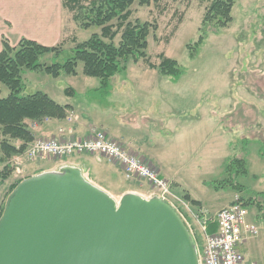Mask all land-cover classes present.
<instances>
[{
  "label": "rangeland",
  "instance_id": "1",
  "mask_svg": "<svg viewBox=\"0 0 264 264\" xmlns=\"http://www.w3.org/2000/svg\"><path fill=\"white\" fill-rule=\"evenodd\" d=\"M211 1L150 0L149 4L141 5L136 0L130 7L131 21L150 24L146 51L150 62L158 64L159 55L163 54L183 67V74L175 82L149 68L142 60H129L125 71L112 78V96L122 90L118 98L113 96L112 99V96L84 93L99 80L82 73V62H78L74 76L54 78L43 70H24L22 73L23 94L42 91L60 104L77 102L84 115L96 121L97 115L99 119L108 115L118 124L124 137L133 135L143 140L144 145L151 146L163 166L168 168L164 167L165 171L161 173L171 182L172 198H177V206L188 214V226L198 248L204 241L202 225L207 228L217 211L241 194L227 187L215 189L211 184L213 179L223 177L227 157L236 155L246 161L248 173L237 178L239 183L254 192L264 191V158L261 155L264 150V0H236L232 9L233 21L217 31L213 26L208 27L205 40L190 58L187 48L198 37L204 9ZM66 14L63 10V16ZM69 22L68 31L55 44L61 45V54L57 57L46 54L40 58L41 63L64 62L71 55L73 38L84 41L92 33L99 32L95 26L85 29L75 21L69 19ZM118 41L119 34L114 39L116 44ZM69 84L75 87L78 95L67 97L63 93ZM0 86L4 97L9 90ZM141 87L151 89L143 94L136 89ZM94 107L101 111L94 112ZM100 112L101 115L96 114ZM26 124L30 129L34 123L26 120ZM3 138L0 134V142ZM6 140L15 146L21 143L17 139ZM31 142L22 153L12 154L4 160L0 147V210L10 194L11 184L33 173L39 162L51 164L54 160L49 157L28 159ZM80 162L90 167L81 155ZM152 162L155 164L153 159ZM83 174L116 200L120 198L114 193L119 184H126L144 197L152 193L146 182L127 181L120 174L117 178L102 171L96 177L87 170ZM185 193L200 204L195 206L184 199ZM247 208L250 215L259 216L255 208ZM260 217L254 220L258 234L247 244L255 259L264 258V215Z\"/></svg>",
  "mask_w": 264,
  "mask_h": 264
},
{
  "label": "water",
  "instance_id": "2",
  "mask_svg": "<svg viewBox=\"0 0 264 264\" xmlns=\"http://www.w3.org/2000/svg\"><path fill=\"white\" fill-rule=\"evenodd\" d=\"M0 264H199L196 242L163 198L118 200L65 165L22 179L0 216Z\"/></svg>",
  "mask_w": 264,
  "mask_h": 264
},
{
  "label": "trees",
  "instance_id": "3",
  "mask_svg": "<svg viewBox=\"0 0 264 264\" xmlns=\"http://www.w3.org/2000/svg\"><path fill=\"white\" fill-rule=\"evenodd\" d=\"M136 0H62V6L73 13L74 21L81 28L95 26L99 32H94L84 41L73 38L71 55L64 62L45 64L40 62L46 54L57 57L62 52L61 45L45 46L34 40L22 38L16 46H10L7 40L2 41L0 51V85L7 87L8 94L1 96L0 86V134L4 137L0 142L3 150L2 160L12 154L22 153L33 140L34 135L26 124V120L40 121L45 118L63 119L67 116L69 105H62L53 100L47 93L36 91L23 94L24 83L22 73L24 70H43L48 75L57 78L61 75H77L78 62H82V73L89 77L98 78V85L88 91L89 94H98L106 97L111 90L112 78L125 71L129 60L138 62L142 60L151 69H156L162 76L169 77L173 82L183 74V67L172 58L160 54L158 64L151 63L147 56L150 24L139 20L131 21V5ZM139 4L146 5L150 0H138ZM84 3H88L85 6ZM236 0H212L204 9L198 37L192 46H188L189 57H194L197 48L205 40L208 27L213 26L215 31L229 26L233 21L232 9ZM86 7L88 10L86 11ZM119 34V41L114 42ZM66 94L75 93L72 87L64 89ZM9 139L20 140L19 145L11 144ZM264 149V145L263 148ZM264 158V150H261ZM221 180L213 179L211 182L215 189L227 187L238 192L240 200L246 207L257 210L259 216L264 215V191H251L237 181L239 176L248 173L246 161L243 157L231 155L224 162ZM6 177V176H5ZM23 179V178H22ZM11 184L9 193L22 180ZM220 182V183H219ZM218 183L220 184L219 186ZM245 194L246 196H243ZM183 198L199 205L197 199L188 193ZM4 206L0 210V216ZM212 225H215L212 223ZM214 228L207 226V231Z\"/></svg>",
  "mask_w": 264,
  "mask_h": 264
},
{
  "label": "crops",
  "instance_id": "4",
  "mask_svg": "<svg viewBox=\"0 0 264 264\" xmlns=\"http://www.w3.org/2000/svg\"><path fill=\"white\" fill-rule=\"evenodd\" d=\"M61 2V0H0V51L2 49L3 40H7L10 46H16L22 38L34 40L45 46H55V44L61 40V38L64 37L68 31L67 24L70 23L69 19L74 21L72 15H70L71 12L65 10ZM63 10L68 14L63 16ZM78 79H80V77ZM97 85L85 89L84 93H88L89 90L96 88ZM68 86L72 87L75 93H71L69 95L66 94L64 92L65 87L63 89V93L67 97L78 95L77 90L72 84H69ZM136 89L137 92L145 94V92H148L151 87H141ZM121 91L122 90H118L115 95L113 94V96L118 98L121 95ZM108 96H112L111 90L106 97ZM62 105L70 106V109L67 110V116L63 119L45 118L40 121H34L33 126L30 128L34 137H52L62 140L80 139L89 133L92 126H98L103 128L109 136L120 139L122 142L125 141V145L129 148L132 147L136 150L135 152L144 151L143 154L139 152L137 153L152 167H154L159 174L162 175L161 172L165 171L164 167L165 169H168L166 166H163L164 163L161 162L160 156L156 154L155 150L152 149L151 146L144 145L143 140L141 141L133 135L124 137L122 132L118 129V124L115 123L113 119L109 118L108 115L106 117H104L105 115H102L104 118L101 119H99L100 116L97 115L98 121H96L89 115H84L82 111H79L80 107L77 102H69ZM97 110L100 109L94 107V112ZM96 114L101 115L102 113L100 112ZM81 157H84V160L87 161L90 167H87L85 164L80 162V155H74L73 158H70L69 156L63 159H54L51 164L39 162L38 168L33 173L23 176V178L44 171H56L65 165L79 167L83 172L84 170L91 171L94 177H96L97 173L101 171L111 174L113 178H117L119 174L123 177L122 169L116 162L109 161L101 155L92 156L89 154H81ZM152 159L155 161V164L152 162ZM127 192L137 193L144 197L142 193L128 187L126 184H119L118 190L114 193L121 196ZM260 218V216H256L255 218L254 216L248 214V221L250 222L254 223V220H259ZM210 227L215 230V225L210 224ZM249 239L241 244V253L244 255L246 260L257 261L259 264H264V258L255 259L250 255V249L248 250L247 248Z\"/></svg>",
  "mask_w": 264,
  "mask_h": 264
},
{
  "label": "built area",
  "instance_id": "5",
  "mask_svg": "<svg viewBox=\"0 0 264 264\" xmlns=\"http://www.w3.org/2000/svg\"><path fill=\"white\" fill-rule=\"evenodd\" d=\"M81 154L101 155L120 165L125 180L146 182L152 189L151 196L157 195L166 200L193 235L188 226V214L177 206V198H172L171 182L124 142L109 136L103 128L92 126L89 133L80 139L38 137L31 142L27 151L30 160L48 157L63 159ZM248 214V208L237 195L229 205L217 211L212 221L210 220L215 224L213 232H208L206 225H202L205 235L203 245L201 248L197 247L199 264H259L257 261L246 260L240 251L243 242L258 234V227L248 221Z\"/></svg>",
  "mask_w": 264,
  "mask_h": 264
}]
</instances>
